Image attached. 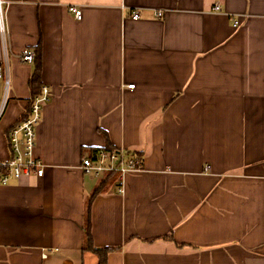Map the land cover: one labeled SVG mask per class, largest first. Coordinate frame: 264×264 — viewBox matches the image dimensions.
<instances>
[{"label":"crops","instance_id":"crops-1","mask_svg":"<svg viewBox=\"0 0 264 264\" xmlns=\"http://www.w3.org/2000/svg\"><path fill=\"white\" fill-rule=\"evenodd\" d=\"M4 1L0 161L32 96L23 49L38 48L52 98L44 175L0 186V264H99L86 212L105 176L81 163L108 147L143 169L91 202L107 264H264V0Z\"/></svg>","mask_w":264,"mask_h":264},{"label":"built area","instance_id":"built-area-1","mask_svg":"<svg viewBox=\"0 0 264 264\" xmlns=\"http://www.w3.org/2000/svg\"><path fill=\"white\" fill-rule=\"evenodd\" d=\"M4 0H0V34L5 37V10ZM215 12H220V7L215 6ZM76 20L83 17L82 10L77 7H70ZM162 12L157 16L162 17ZM133 20L140 18L138 13H133ZM240 23L234 20V26ZM22 63L32 64L35 53L31 49H23L19 56ZM4 83V95L0 105V118L4 112L7 102L10 99L9 64L8 59L0 61V87ZM134 84L128 85L133 89ZM52 92L48 86H43L41 92L36 95L29 104L28 115L12 126L7 132V141L11 152V157L6 161H0V186L10 185L13 181L20 182L23 179L35 174L37 177L44 175L45 166L43 161L37 156V133L43 118L44 107L51 101ZM81 167L85 174L96 177L105 176L110 173L117 175V180L122 181L126 173L140 172L143 169L142 160L138 156H129L123 150L99 149L92 157L83 158ZM119 192H123L122 188ZM48 254L44 253L43 258Z\"/></svg>","mask_w":264,"mask_h":264},{"label":"trees","instance_id":"trees-1","mask_svg":"<svg viewBox=\"0 0 264 264\" xmlns=\"http://www.w3.org/2000/svg\"><path fill=\"white\" fill-rule=\"evenodd\" d=\"M34 53H35V58H34V61H33L32 64L35 65L36 67H35V71L33 73V77L30 80V86L32 88V96H31L30 102L32 101V99L36 95H38L41 92V88H42L41 84L39 83V74L41 72V68H40V63H39L40 53H39L38 48L34 51ZM28 109H29V106L27 107V110L23 114L21 120L24 119L28 115V112H29ZM107 149L108 150L119 151L118 149H116L114 147H108ZM128 154H132V153L129 152ZM116 178H117V175L114 174V173H110V174L105 175V179H104V182H103L102 186L104 187L108 183H110L112 181H115ZM102 186L100 187V190H98L97 192L94 193V195L91 198L89 204L87 205V212H86V217H87L86 234H87V236H86V239H87V247H88V249L91 250L92 252H94L97 255V257L99 259V264H107V260H108L109 254L111 252L115 251L116 249H112V248L98 249V248H95L94 245H93V242H92V236H91V232H90V222H89V213H90L89 212V208H90L91 202H92L94 196L96 194H98L99 191L102 190Z\"/></svg>","mask_w":264,"mask_h":264}]
</instances>
